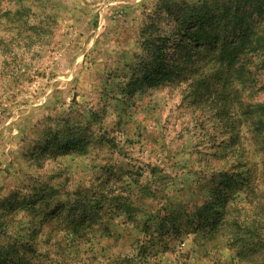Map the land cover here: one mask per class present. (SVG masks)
Masks as SVG:
<instances>
[{"label":"rangeland","instance_id":"obj_1","mask_svg":"<svg viewBox=\"0 0 264 264\" xmlns=\"http://www.w3.org/2000/svg\"><path fill=\"white\" fill-rule=\"evenodd\" d=\"M195 1L0 2V222L10 234L0 246L16 240L21 248L7 259L264 264L257 256L239 262L226 240L203 242L190 230L221 172L243 171L254 187L264 181L246 114L264 101V55L242 56L244 81L233 82L231 100L212 82L217 66L206 53L194 78L184 65L155 86L129 85L144 71L146 42L176 40V17ZM223 2L237 0L209 4ZM201 77L209 90L195 91ZM235 121L239 138L226 147L225 124ZM53 135L79 143L42 152ZM244 156L251 165L243 167ZM166 214L175 220L161 225ZM143 223L154 231L148 242Z\"/></svg>","mask_w":264,"mask_h":264},{"label":"trees","instance_id":"obj_2","mask_svg":"<svg viewBox=\"0 0 264 264\" xmlns=\"http://www.w3.org/2000/svg\"><path fill=\"white\" fill-rule=\"evenodd\" d=\"M2 1L4 0H0ZM14 1H18L19 5L24 2V0ZM209 1L196 0L178 13L176 17L178 23L174 32L176 40L169 41L168 38L161 37L156 41L146 42L144 55L147 62H142L141 65L144 71L140 72L137 78L134 75L129 85L155 86L159 79L165 80L171 77L176 71L184 69V65L190 68V78H194L199 73L196 66H199L202 60L201 58L199 61L198 55L206 53L210 56V61L217 66L212 82H216L221 93L227 91L224 100H231L229 92L233 82L244 81L246 63L242 60L244 59L242 56L264 55V0H237L234 7L223 2L222 8L218 3L210 5ZM232 8L235 9L232 11ZM194 56L196 63L191 60ZM192 82L195 91L200 89L207 91L211 88V85L206 86L204 77ZM246 114L253 119L252 129L248 132L249 138L253 139L256 145L254 148L264 157V101L253 105ZM234 123L236 121L225 124V128L229 129L226 147L239 138V130L233 133ZM48 140L49 146L43 147L42 152H46L50 147L65 151L73 149L79 143L74 139L61 145L55 135ZM242 164L243 167L249 166L251 161L245 157ZM231 172H221L223 181H214L212 186L208 187L202 205H195L198 220L190 222V230L195 234H201L203 242H213L219 238L222 242L226 240L228 247L235 250L233 257L239 262L246 263L254 256L260 257L263 262L264 181L254 187L255 181H249L250 178L243 171ZM240 191L244 194L242 199L244 204L239 211V207L237 208L233 201L239 196ZM9 209L12 210L13 207L10 205ZM166 216L167 214L161 219V225L163 220L168 221V218L175 220V217ZM141 226L144 242H148L154 231L150 230L147 223ZM7 228L8 225L0 222V238L9 237L10 234L6 233ZM20 249L16 240L0 246V264L6 262L17 264L7 259V255L10 252L16 253Z\"/></svg>","mask_w":264,"mask_h":264}]
</instances>
